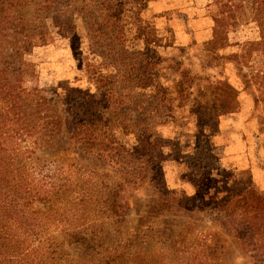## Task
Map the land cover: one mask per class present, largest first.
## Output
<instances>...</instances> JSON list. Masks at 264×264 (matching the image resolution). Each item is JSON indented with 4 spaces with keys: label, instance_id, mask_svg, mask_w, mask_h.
Returning <instances> with one entry per match:
<instances>
[{
    "label": "trees",
    "instance_id": "1",
    "mask_svg": "<svg viewBox=\"0 0 264 264\" xmlns=\"http://www.w3.org/2000/svg\"><path fill=\"white\" fill-rule=\"evenodd\" d=\"M148 2L0 0V264H33L30 255L42 248L53 251L57 243L74 244L86 255L100 257L93 264H141L143 238L138 234L118 238L116 224L127 213L128 196L148 183L164 199L187 201L178 204L179 213L190 204L197 208L213 206L210 209L219 220V215L225 214L224 225L229 226L233 238L247 247L254 264H264V252L258 243L264 228L255 233L245 215L254 207L264 209V191L257 190L250 178L237 182L230 177L215 157L205 131L199 132L186 151L157 130L172 121L176 109L187 105L198 118V128L211 127L214 116L209 108L219 112L216 116L228 114L235 108L232 102L236 94L210 83L208 88L214 97L209 106L204 90L197 89L195 96L192 92L195 80L208 79L181 69L180 61L169 67L177 75L174 89L169 91L162 84L159 66L166 60L149 52L151 31L141 17ZM209 7L213 8V42L235 40L239 44L237 40L243 39L239 36L244 32L246 36L244 29L251 26L252 36L242 40L241 50L244 48L236 57L247 64L249 58L264 55V0H212ZM78 19L84 36L77 32ZM51 31L70 38L77 66L94 87L101 112L75 87L55 98L44 95L42 89L23 87L25 48L37 46ZM134 40L145 43V53ZM247 48L250 51L246 52ZM207 67L209 64L202 66L201 72ZM260 73L252 67L244 87L258 80ZM53 100H57L60 111L54 108ZM119 135L131 137L132 144L123 143ZM24 136L32 138V150H69L76 154V160L69 163L54 159L49 162L54 169L50 175L29 181L24 169L33 152L18 144ZM168 160L184 166L193 196L158 186L162 164ZM220 184L224 185L220 200L208 201L210 190ZM37 201L54 205L44 213L34 209ZM56 203L62 206L56 209ZM96 207H106L103 214L109 211L110 217L117 219L111 229L117 233L116 240L110 239L102 224L99 232L67 233L60 243L44 234L27 233L32 216L41 225L57 228L63 222L58 209L68 213Z\"/></svg>",
    "mask_w": 264,
    "mask_h": 264
},
{
    "label": "rangeland",
    "instance_id": "2",
    "mask_svg": "<svg viewBox=\"0 0 264 264\" xmlns=\"http://www.w3.org/2000/svg\"><path fill=\"white\" fill-rule=\"evenodd\" d=\"M211 2L212 0H149L141 17L151 31L149 52L166 60L159 67H162L161 82L169 91L174 89L177 79V75L169 67H175L176 61H180L181 69H190L208 79L192 83L194 96L198 94L197 89H202L209 106L213 105L214 94L208 85L216 83L228 94H236L232 102L235 108L221 116H216L219 112L209 108L214 116L212 126L198 128V118L190 112L187 105L176 109L172 121L159 125L157 130L163 138L179 142L186 151L194 145L199 132L205 131L210 137L215 157L230 177L237 182L250 178L257 190L264 191V55L249 58L247 64L240 63L236 57L244 48L241 50L242 40L247 35L252 36L251 26L244 29L246 36L245 32L239 36L243 38L237 40L241 42L239 44L235 40L222 44L213 42V8L209 7ZM127 21L130 23V19L127 18ZM75 24L78 34L84 36L81 21L78 19ZM128 28L131 29V26L128 25ZM134 44L143 53L146 52L142 40H134ZM71 45L70 38L51 31L37 46L25 48L22 85L25 88L42 89L49 98L65 94L69 87L78 88L92 107L101 112L95 89L78 68ZM248 51L249 48L246 49ZM207 64L209 67L201 72V67ZM252 67L261 73L258 74V80L250 82L245 88L244 83L249 80ZM52 104L56 111H60L57 100H53ZM118 137L126 145L132 144L131 137ZM31 139L24 136L18 144L23 150L27 147L31 149ZM31 151L33 158L24 169L29 181L50 175L54 169L49 162L54 159L69 163L76 160V154L69 150L43 148ZM162 172V179L157 183L161 189L182 190L187 197L195 194L184 177L185 168L182 164L168 160L162 164ZM223 190L224 185H218L210 190L206 199L220 200ZM186 202H177L176 199L167 197L164 199L148 183L128 196L127 213L118 220L110 217L109 211L103 214L106 207H96L92 211L89 208H77L68 213L58 209V217L63 221L59 227L41 225L32 216L27 233L44 234L60 243L67 233L99 232L102 224L110 239L116 240L117 233L111 230L116 219V225L120 229L118 238L123 239L133 234L143 238L141 264H254L248 256L250 252L247 247L239 244L228 231L229 226L224 225L225 214H220L219 220L218 215L210 209L213 206L197 208L196 205L190 207V204L184 208L183 213L177 212L178 204ZM33 204L34 209L44 213L54 205L44 206L38 201ZM55 206L57 209V206L62 205L56 203ZM245 215L254 232L261 233L264 228V209L254 207L246 211ZM258 243L262 246L260 251L264 252V233L258 236ZM30 257L34 259L33 264H93L95 259L100 258L97 255H94L95 258L86 255L74 244L67 243H57L53 251L45 252L42 248Z\"/></svg>",
    "mask_w": 264,
    "mask_h": 264
}]
</instances>
